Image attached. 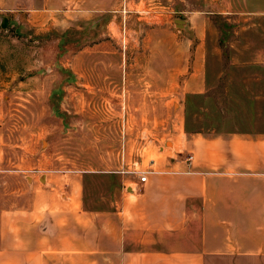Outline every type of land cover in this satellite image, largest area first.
I'll return each mask as SVG.
<instances>
[{
	"label": "crops",
	"instance_id": "obj_1",
	"mask_svg": "<svg viewBox=\"0 0 264 264\" xmlns=\"http://www.w3.org/2000/svg\"><path fill=\"white\" fill-rule=\"evenodd\" d=\"M58 1L0 0V12H10L8 21L46 29L61 22ZM248 12L264 15V7ZM191 43L174 39L161 71H83L89 79L84 87L95 90L92 84H98L106 102L108 94L117 96L126 133L114 160L89 170L109 176L98 197L86 187L88 171L55 175L8 166L0 115V264H61L60 257L64 264H264V130L255 128L261 93L252 89L264 83V53L244 59L261 71L241 77L245 90L226 86L219 108L213 92H205V39L196 41L188 60ZM5 88L3 79L0 91ZM44 91L36 87V93ZM195 99L207 107H194ZM160 107L165 117H157ZM192 109L212 111L205 112V128L189 127ZM243 109L246 120L224 126L226 117ZM13 174L21 178L18 189L7 182Z\"/></svg>",
	"mask_w": 264,
	"mask_h": 264
},
{
	"label": "rangeland",
	"instance_id": "obj_2",
	"mask_svg": "<svg viewBox=\"0 0 264 264\" xmlns=\"http://www.w3.org/2000/svg\"><path fill=\"white\" fill-rule=\"evenodd\" d=\"M244 1L59 0L55 12L61 22L48 24L46 29L14 18L8 21L6 13L10 12H0V82L6 81L5 90L0 91V115L7 165L39 167L55 175L88 171L86 187L90 195L98 197L110 179L106 173L89 170H100L106 161L112 162L126 133L118 120L117 96L108 94L106 102L98 84H92L95 90L84 87L81 82L89 79L83 77V71H161L174 39L188 38L193 45L205 39V92H213L216 105L222 108L221 93L226 86L234 83L245 90L239 84L241 77L261 71L244 59H259L264 53V15L248 12L263 8L264 0ZM3 17L7 18L5 25ZM178 18L184 21L179 23ZM68 19H72L70 24ZM145 41L147 46L142 45ZM193 45L187 48L188 60L194 57ZM42 85L45 91L36 93V87ZM51 85L57 90L48 93ZM252 89L261 93L256 97L255 128L264 130V83ZM198 102L195 99L193 106ZM238 102L245 108L243 95ZM199 103L208 105L203 100ZM162 107L155 111L157 117H165ZM206 111L210 110L192 109L189 127L205 128L210 121ZM247 114L243 109L238 117H226L224 126L238 125ZM212 115L216 123L222 121L217 111ZM141 128L146 134L149 127ZM7 179L13 189L19 188L18 174ZM12 199L16 200L15 194ZM60 262L64 264L66 259L60 257Z\"/></svg>",
	"mask_w": 264,
	"mask_h": 264
},
{
	"label": "built area",
	"instance_id": "obj_3",
	"mask_svg": "<svg viewBox=\"0 0 264 264\" xmlns=\"http://www.w3.org/2000/svg\"><path fill=\"white\" fill-rule=\"evenodd\" d=\"M191 158H192V155L189 154L188 157H187V159L190 160ZM145 178H146V176H145L144 173L140 175V179H141V180H145Z\"/></svg>",
	"mask_w": 264,
	"mask_h": 264
},
{
	"label": "water",
	"instance_id": "obj_4",
	"mask_svg": "<svg viewBox=\"0 0 264 264\" xmlns=\"http://www.w3.org/2000/svg\"><path fill=\"white\" fill-rule=\"evenodd\" d=\"M2 19L4 20V22H2V25H5V22H6L7 18H6V17H3ZM177 21H178L179 23H182L184 20L181 19V18H178ZM181 25H182V24H181Z\"/></svg>",
	"mask_w": 264,
	"mask_h": 264
}]
</instances>
